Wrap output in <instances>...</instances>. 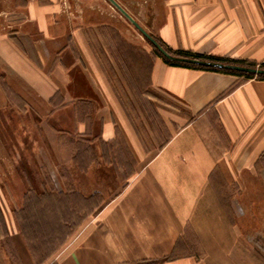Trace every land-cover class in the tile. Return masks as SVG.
Wrapping results in <instances>:
<instances>
[{"label":"crops","instance_id":"crops-1","mask_svg":"<svg viewBox=\"0 0 264 264\" xmlns=\"http://www.w3.org/2000/svg\"><path fill=\"white\" fill-rule=\"evenodd\" d=\"M117 1L173 50L264 61V0ZM133 26L108 0H0V126L22 127L0 264H264V78L171 65ZM29 189L81 194L42 263L14 217Z\"/></svg>","mask_w":264,"mask_h":264},{"label":"trees","instance_id":"trees-1","mask_svg":"<svg viewBox=\"0 0 264 264\" xmlns=\"http://www.w3.org/2000/svg\"><path fill=\"white\" fill-rule=\"evenodd\" d=\"M153 35V34H152ZM154 36V35H153ZM155 37V36H154ZM161 45L173 56L176 57H188V58H198L205 60L221 61L231 64H239L246 66H259L264 68V61L257 63L254 61H246L239 59H228L219 58L213 55L199 54L185 49L173 50L166 46L161 40L155 37ZM153 47V52L157 55L163 57L165 61L171 65L176 66H188L196 67L200 69L224 71L232 74H238L246 79L259 77L264 78V74L254 75L252 73L241 72L236 70L221 69L216 67H207L197 64L187 63L176 59L166 58L157 48ZM74 156L72 159L76 160V155L81 151V145L79 140L72 141ZM14 146V144L12 145ZM71 192V193H70ZM81 194L78 191H35L34 189H29L24 195V204L21 207L14 209V217L16 220L17 227L19 231L25 237L29 249L37 260V262L42 263L47 258H49L53 252H55L59 246L67 239V237L75 231L81 224L82 221L78 217V209L75 207V201L79 200ZM97 194L94 193L92 196L86 198L87 202L94 203V198ZM64 197L71 199V213L68 214L66 209L62 207ZM82 198H84L82 196ZM50 201L55 204V209L51 210L48 208V203ZM75 200V201H74ZM91 208V206L89 207ZM95 209V206H92ZM83 215L80 216L82 218ZM78 218V220H77ZM177 257L176 253H173L165 257L161 261L171 260ZM161 261H154L149 264H159Z\"/></svg>","mask_w":264,"mask_h":264},{"label":"water","instance_id":"water-1","mask_svg":"<svg viewBox=\"0 0 264 264\" xmlns=\"http://www.w3.org/2000/svg\"><path fill=\"white\" fill-rule=\"evenodd\" d=\"M117 10L121 12L141 33L142 35L151 43L152 46L157 48L166 58L176 59L187 63L197 64L207 67H216L221 69L236 70L241 72L252 73L254 75L264 74L263 67H253L239 64L225 63L221 61L205 60L198 58H188V57H176L169 53L161 43L149 33L117 0H108Z\"/></svg>","mask_w":264,"mask_h":264},{"label":"rangeland","instance_id":"rangeland-1","mask_svg":"<svg viewBox=\"0 0 264 264\" xmlns=\"http://www.w3.org/2000/svg\"><path fill=\"white\" fill-rule=\"evenodd\" d=\"M133 30L135 31L136 35H140L141 37H143L142 34H141V32L136 27L133 26ZM148 32H150V31H148ZM143 39H144L143 40L144 43H146L149 46L151 45L149 43V41L146 40L144 37H143ZM151 47H152V45H151ZM152 49H153V47H152ZM18 122H19V120H18ZM17 128L20 129V130H22L21 129L22 127H16V126H13L12 128L10 127V129L13 131V133H11L12 134V137L15 136L14 134H15V130ZM10 129H9V133H10ZM24 129L31 130L32 129V126H30V125L29 126H26V127H24ZM10 135L7 136V134H5V128L3 126H0V157L2 156V158H3V159H0V178L2 180L5 178V174L3 172L5 170V167L7 168V166H8L9 169H12V167H14V165H16V162L19 161V158L11 157V154H16V152H15V146L11 147V149H10V146L8 147V149L6 148L7 146H5L6 145L5 139H6V137L9 138ZM6 155H8V157ZM9 180L15 181L16 179H15L14 175L12 176V178L9 175ZM263 219H264V215H263ZM77 229H79V227ZM77 229H75V230H77ZM248 234H249V237L251 238V240H253V241L260 240L258 238H255L253 232H248Z\"/></svg>","mask_w":264,"mask_h":264}]
</instances>
